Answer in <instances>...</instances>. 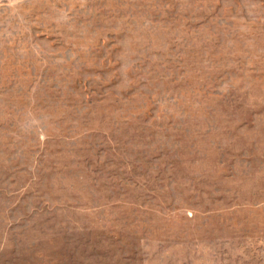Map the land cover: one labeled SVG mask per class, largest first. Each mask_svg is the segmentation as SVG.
I'll return each mask as SVG.
<instances>
[{"label": "rangeland", "instance_id": "374dc122", "mask_svg": "<svg viewBox=\"0 0 264 264\" xmlns=\"http://www.w3.org/2000/svg\"><path fill=\"white\" fill-rule=\"evenodd\" d=\"M0 264H264V0H0Z\"/></svg>", "mask_w": 264, "mask_h": 264}]
</instances>
